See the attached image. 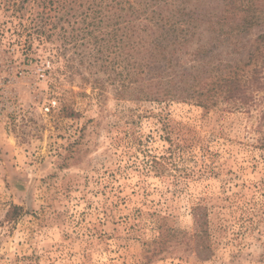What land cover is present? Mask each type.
<instances>
[{
    "label": "rangeland",
    "instance_id": "374dc122",
    "mask_svg": "<svg viewBox=\"0 0 264 264\" xmlns=\"http://www.w3.org/2000/svg\"><path fill=\"white\" fill-rule=\"evenodd\" d=\"M225 1L0 0V264H264V73L241 107L175 88L248 69L264 23L217 42Z\"/></svg>",
    "mask_w": 264,
    "mask_h": 264
},
{
    "label": "trees",
    "instance_id": "16d2710c",
    "mask_svg": "<svg viewBox=\"0 0 264 264\" xmlns=\"http://www.w3.org/2000/svg\"><path fill=\"white\" fill-rule=\"evenodd\" d=\"M223 5L222 13L216 16L217 21H212L210 17L214 16L206 13L210 16L206 19V22H209L208 30L217 32L216 40L219 43L224 42L229 46H236L238 42L245 44L243 38L264 23V0H226ZM195 27L196 24L191 25L192 29ZM173 39L178 45L187 41V37ZM252 41L255 44L244 64L248 66L247 70L238 71L236 66L234 68L228 63L211 65L210 62H205L197 67L180 70L178 76L180 84L175 88L180 94L184 93L188 99L203 107L213 106L219 99L232 102L235 107L249 104L253 98V91L263 86L261 74L264 73V30L257 33ZM166 47L167 45L161 42L155 43L149 54L166 57ZM206 53H208L206 49L198 47L194 55L197 57ZM227 67L230 69L223 74L222 70ZM153 252L155 251H147L148 256ZM148 256L145 255L146 258H149Z\"/></svg>",
    "mask_w": 264,
    "mask_h": 264
},
{
    "label": "built area",
    "instance_id": "2783aa9c",
    "mask_svg": "<svg viewBox=\"0 0 264 264\" xmlns=\"http://www.w3.org/2000/svg\"><path fill=\"white\" fill-rule=\"evenodd\" d=\"M38 71H40L41 73H40V76L41 77H43L44 76V67L42 68V67H40V68H38ZM2 103H0V111H1V109H2Z\"/></svg>",
    "mask_w": 264,
    "mask_h": 264
}]
</instances>
